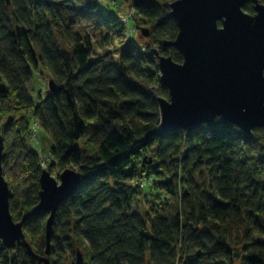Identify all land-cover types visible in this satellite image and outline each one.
Listing matches in <instances>:
<instances>
[{"label": "clouds", "instance_id": "9594fccd", "mask_svg": "<svg viewBox=\"0 0 264 264\" xmlns=\"http://www.w3.org/2000/svg\"><path fill=\"white\" fill-rule=\"evenodd\" d=\"M46 2L49 7L0 0V191L17 232L7 244L0 235V264H37L32 253L43 255L46 239L48 264H248L250 255L264 264V246H257V237L264 239V191H254V182L264 184V163H257L264 161V121L230 124L231 143L220 159L231 163L223 177L205 151L222 113L211 124L203 120L198 128L180 125L169 136L159 134L165 109L175 102L163 66L187 63L178 47L182 0H148L147 8L139 0ZM234 2L248 20L264 11V0ZM90 3L123 24L150 26L135 29L142 57L105 51L113 39L127 40L133 28L76 11ZM227 19H215V29L223 31ZM17 26L33 31L13 43ZM169 39L175 43H164ZM120 73L147 75L153 91L169 102L149 93L120 104L131 91L117 80ZM258 75L264 81V67ZM110 97L117 102L101 104ZM113 129L123 147L137 149L127 162H114L122 148L110 146ZM66 176L79 183L46 205V192L61 190ZM9 212L24 223L13 225Z\"/></svg>", "mask_w": 264, "mask_h": 264}, {"label": "water", "instance_id": "95a60500", "mask_svg": "<svg viewBox=\"0 0 264 264\" xmlns=\"http://www.w3.org/2000/svg\"><path fill=\"white\" fill-rule=\"evenodd\" d=\"M220 16L228 17L223 31L215 29L214 21ZM176 18L182 29L178 47L187 63L183 68L174 61L177 67L163 66L164 82L171 87L175 102L172 108L165 109L162 130L173 131L180 125L198 128L203 120L211 123L217 113H222L230 124L264 121V108L260 107L264 104V81L258 75L264 67V11L252 21L239 16L234 0H182L176 7ZM140 30L148 31L145 27ZM165 43L171 45L175 41ZM157 100L167 104L169 97ZM242 107L247 112H241ZM163 119L161 111L160 120ZM78 183L75 177L66 176L61 190L46 192L45 204L54 203ZM4 196L0 191V235H4L7 244L17 239V232L9 224ZM8 215L11 218L10 212ZM11 223L19 226L24 221L14 222L11 218ZM46 244L44 255L32 253L37 264H48L47 239Z\"/></svg>", "mask_w": 264, "mask_h": 264}, {"label": "trees", "instance_id": "16d2710c", "mask_svg": "<svg viewBox=\"0 0 264 264\" xmlns=\"http://www.w3.org/2000/svg\"><path fill=\"white\" fill-rule=\"evenodd\" d=\"M33 6L34 7H49V4L46 2V0H32ZM140 6L147 8L150 7V4L148 0H139ZM76 11L80 13H93L96 18L98 23L113 26V27H120L118 24V20L116 16L111 15L109 12H105L102 8H97L95 4H88L86 7L78 8ZM125 27L127 24H123L122 22L120 23ZM139 26L145 27L149 30V25L146 24H141ZM37 28L39 25L36 26ZM18 30L15 33H10V35L13 37V43H16L19 40L22 39H27L29 33H31L33 30L28 29L27 27L24 26H17ZM118 40H120V37H117L112 40L111 45L108 47L112 46L114 43H116ZM174 40H166L165 42H172ZM119 50H122L123 56L125 57H137L140 58L142 57V53L140 52V48L138 47V44L134 43L133 41H128L124 43ZM33 52V55H35V50H31ZM86 53V50L81 51V59H83L84 55ZM161 56L166 55L162 54ZM96 58L91 57V61H94ZM176 63H179L178 61L173 60ZM38 65V61L36 62ZM84 68H87L88 65H84ZM151 71V62H149V72ZM117 80L121 82L124 86H126L127 89L131 90L129 92V95L127 97H121L119 103L122 105H128V104H133L135 102V97L140 96V95H148L151 93L153 96L156 97V99L159 98H164L168 99V96L165 95L163 92H156L153 91L155 88V85L152 83V81L149 79L147 75H141L140 77H135L134 74L132 76H127L125 73H120L117 76ZM116 98L115 97H110L108 100H103L101 101V104L103 105H108V104H115ZM12 117L8 116V120H11ZM160 119V116H159ZM211 124V123H210ZM229 128H230V123L226 121H222L218 125L212 126L211 130L212 135L209 139L210 143V148L205 149L206 152L209 153V161L215 160L217 163L215 164L216 170L221 174V177L226 175V170L229 168L231 160L229 157L225 156L222 160L220 159V154H222L223 150L226 149L227 147L230 146V139H229ZM151 130V129H150ZM173 131H163L160 129L159 134L164 135V136H169ZM110 135V146H117L121 147L122 151L118 153V156L116 160L114 161L115 163H124L130 160L131 156L137 154V149L135 148H125L123 147L124 141L119 137V135L115 134V129H113V132L109 134ZM215 153V154H213ZM257 163H264V161H260L257 159ZM131 168H126L125 171H131ZM154 181H149V186L151 183ZM163 183V182H160ZM257 187L254 188V191L257 190V188L260 191H264V184H260L259 182H254ZM144 191H147V189H144ZM218 204H225L224 201L220 200L218 201ZM11 218L14 222H19L20 220H17L12 212H10ZM47 219V218H46ZM259 219V218H257ZM147 235V234H145ZM55 237V230L53 228V238ZM27 241V240H26ZM258 245L257 246H264V239H261L257 237ZM31 247V246H30ZM246 247V246H245ZM46 248V247H45ZM44 248V252H45ZM35 255H38L35 251H33ZM51 253L49 252V255ZM44 255V254H43ZM48 255V256H49ZM41 256V255H40ZM260 257H257L255 255H250L247 257L248 264H258ZM189 264H198L197 261H189Z\"/></svg>", "mask_w": 264, "mask_h": 264}, {"label": "rangeland", "instance_id": "374dc122", "mask_svg": "<svg viewBox=\"0 0 264 264\" xmlns=\"http://www.w3.org/2000/svg\"><path fill=\"white\" fill-rule=\"evenodd\" d=\"M117 20H118V24L120 25V27H123V25L120 24V23H121V20H120L119 17H117ZM127 27H131V28H133V31H132L131 34H127V33H126V35H127V40H128V41L131 40V41H133V42L136 41V38H137L138 33H137V31H136L135 29H136L137 27L140 29L142 26H136V25H134V23H133L132 21H128L127 24L125 25V28H127ZM127 40L122 41V40L120 39V40H118L116 43L113 44L114 47H113V45L110 46V47H107V49H106L105 51H106V52H116V51H119L120 47H121L124 43H126ZM134 43L138 44V42H134ZM103 54H104V53H98L97 56H100V55H103ZM95 58H97V57H95ZM113 59H116V57H113Z\"/></svg>", "mask_w": 264, "mask_h": 264}]
</instances>
